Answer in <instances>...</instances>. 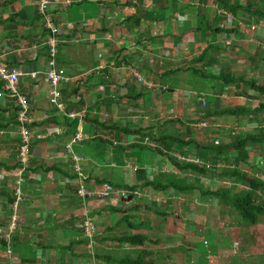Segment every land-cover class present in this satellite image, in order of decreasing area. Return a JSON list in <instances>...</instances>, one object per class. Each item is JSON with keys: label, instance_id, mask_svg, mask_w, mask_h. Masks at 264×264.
<instances>
[{"label": "crops", "instance_id": "1", "mask_svg": "<svg viewBox=\"0 0 264 264\" xmlns=\"http://www.w3.org/2000/svg\"><path fill=\"white\" fill-rule=\"evenodd\" d=\"M49 2L47 17L58 27V66L72 78L62 87L65 112L49 103L44 45L48 30L37 12L39 0H0V64L20 72L19 95L25 97L34 121L29 127L30 172L18 208L21 223L11 244H0V251L12 248L17 264H108L102 257L113 258L118 239L138 235L155 242L158 264H232L235 259L244 263L264 258L263 225H256L262 229L258 232L228 204L211 212L204 205L209 198L179 190L195 186L198 178L202 191L226 188L232 181L221 175L225 168L264 179V161L256 159L255 166V160L251 164L238 152L227 158L218 150L228 144L197 142L194 124H189L195 123L197 112L215 122L233 118L218 116L219 110L257 107L259 98L254 92L246 95L241 82L240 87L225 86L213 77H242L248 70L254 74L255 59L243 70L233 54L248 40L244 31L264 39V18L224 15L211 0ZM201 56L203 61L196 62ZM83 75L85 79H78ZM75 95L79 100L74 101ZM16 110V99L4 92L0 81L1 230L8 223L17 176ZM258 114L246 116L251 130L259 127ZM183 119L190 126L180 130L173 120L183 125ZM222 131L206 127L200 135ZM76 136L80 139L72 144ZM73 158L80 162L86 190L111 186L132 189L137 197H78ZM192 160L203 162L215 175L183 170L194 165ZM218 214L224 216L225 229L215 223ZM85 224L93 227L91 238L85 236ZM236 243L239 251L233 249ZM119 247L126 252L123 258H132L138 250Z\"/></svg>", "mask_w": 264, "mask_h": 264}, {"label": "trees", "instance_id": "2", "mask_svg": "<svg viewBox=\"0 0 264 264\" xmlns=\"http://www.w3.org/2000/svg\"><path fill=\"white\" fill-rule=\"evenodd\" d=\"M215 6H217L220 10L237 17L238 14L244 13L248 14L252 17L264 18V0H246L244 3H240V0H211ZM205 56H201L196 59V62H202ZM202 78H210V76L200 75ZM215 82H221V84L225 86L230 85H237L240 87V83L244 86L247 90L246 95L248 92H254L256 97L260 99L257 107L255 109H246L244 107H234L228 108L224 110H219L217 115L220 117H233L237 118L240 116H248L250 112H258L259 114L264 113V85L257 84L255 81H247L244 76L242 77H231L225 76L224 74H220L219 76L213 77ZM76 94V93H74ZM74 99L78 96H73ZM261 97V98H260ZM66 100V99H65ZM249 119V118H248ZM263 121V120H262ZM262 124V123H261ZM235 141L224 146L223 148L219 149L218 152H222L226 155L227 158L233 152H238L241 155H244L246 151V147L251 144H264V133L262 128L259 129V134L251 135V134H244L240 137L234 139ZM24 174L30 172V167H23ZM183 170L190 169L194 172L209 176L215 175L214 171H210L207 168H201L196 165H187L183 167ZM214 173V174H213ZM221 175L224 176L226 179L231 180L229 182L231 184L230 187L226 188H219L215 192L211 191H202L200 186H193V187H179L180 191L185 190H192L195 193H199V196H202L204 199L210 200L212 202L214 199H218L221 204H228L237 214V216L242 220L243 223L248 224L250 226L258 225V221L260 218H264V182L259 179V177L241 172L237 169H230L225 168L222 170ZM238 185V186H237ZM232 187V188H231ZM105 189H109V191H119L125 190L121 188H115L108 186ZM134 189V188H133ZM125 191H128L127 189ZM132 191V189H131ZM191 192V193H192ZM111 198L117 197L116 194L110 195ZM206 197V198H205ZM109 198V199H111ZM101 200V199H100ZM107 200V199H102ZM99 201V200H98ZM150 239L142 237V236H129L123 237L118 239V244L123 245L127 248L136 247V248H148V242ZM151 241V240H150ZM5 245V244H3ZM142 250V251H143ZM126 253V252H124ZM143 254H147L143 252ZM102 259L108 264H141L142 262L139 261L137 258H123L119 259L116 262H113L115 259H109L107 257H102ZM103 261V262H104Z\"/></svg>", "mask_w": 264, "mask_h": 264}, {"label": "rangeland", "instance_id": "3", "mask_svg": "<svg viewBox=\"0 0 264 264\" xmlns=\"http://www.w3.org/2000/svg\"><path fill=\"white\" fill-rule=\"evenodd\" d=\"M162 13H165V12L162 11ZM261 25H263L262 22L259 24V28L260 29H262ZM205 28H206V26L204 25L203 29H205ZM261 34H263L262 37H264V32H261ZM244 35L248 36L247 37L248 40H244V41H242V43H240V46H241L240 52H235L233 54V56L236 57L237 60H239V62H242L243 70L246 67H248V66L250 68L249 59H251V58H253V60L255 59L256 62L258 63L259 69L257 67V69L254 70V74L253 75H250L251 72L249 70L244 72V73H242V75L245 77V79L246 78L247 79H249V78L255 79L257 84H264V42L260 41L259 39H261V38L258 39V37L255 36V32H253V31L252 32H245L244 31ZM261 40H264V39H261ZM249 56H251V57H249ZM241 58H242V60H241ZM62 87H63V85L61 86V91H62ZM74 101H76V99H74ZM259 101H260V99H259ZM27 113L29 115V112H27ZM17 115H18V112L16 114V122H17V125H18V141H19V143H18V147H17V174H16L17 176H16L15 180L19 181L21 186H24L25 177H26L27 174H24L23 168L21 166L27 167V169L30 167V161H31V154H30L31 136H30V133H29V127L32 125V123L34 121L31 118V116L29 115V117L31 118V120H30L31 123L25 125V128L27 129L28 134H29V140H28L27 143H22L21 138H20V130H21L22 126L17 120ZM197 115L198 116L195 119V123H189V124H194V130H195V133H196V139L195 140L197 142L203 141L204 144L211 143L213 145L216 142H218L219 144L222 143L223 145L230 144V143L235 141L234 138L241 136L239 133H241V134L243 133V135L244 134L256 135V134H259V129L260 128H262V131L264 133V118H263V114H258V115H260L259 119H258L259 127H258V129H255V130H251L250 129V124H249L248 119H247L246 116H245L246 118L244 116H240V117H238V119L237 118H232V119H227V118H222L221 119V118H219V121L216 120L215 122H208V120H207L208 118L205 117L204 112H200V115H199V112H197ZM262 118H263V121L260 122L262 120ZM173 121L176 123L175 124L176 127L178 129H180V130H183L185 128V126H190L189 124H187L188 122L186 120H184V119H183V121H185L186 124H183V125H178V121H176V120H173ZM206 127H210L212 129H214V128L215 129H220V130L223 129V131H222L221 134H219V132H218L217 133L218 135H207V134L200 135L202 132H204ZM229 127L232 128L233 131H231ZM244 132H246V133H244ZM141 133L139 134L140 137L142 135ZM200 136H202V139H201ZM175 137H176V134H174V138ZM76 142L77 141L74 142V140H73L72 144L73 143L75 144ZM22 145H26L28 147V150H29L28 161L27 162H22L20 160V148H21ZM246 149L248 151L245 152L244 156L248 157L247 158L248 162L252 161L251 164H253V162L255 160V166H257L258 163H257L256 159H259L258 162L264 161V144H259V143L258 144H251V145H248L246 147ZM23 152H24V150H23ZM177 160L179 162H182L183 161V157H179V158H177ZM248 164H250V163H248ZM77 165L80 166V162H76L75 160H72L71 169L72 170L74 169V171L76 173L79 172V168L77 167ZM199 175H201V174H199ZM203 176H205V175H203ZM205 177H208V176H205ZM259 179H261L264 182L263 178H259ZM199 180H201V179L198 178V180L195 182V186H202L201 182ZM203 182L205 183L206 186L208 185L207 181L204 180ZM208 186H210V184ZM230 186L231 185H228V187H230ZM77 191H78V183H77V187H76V195H77ZM128 192H129V195H127L126 198H128L129 196L134 197L135 195L138 194L136 191H133V190L132 191H128ZM13 194H14V187L11 190V195H10L11 196V202H12V199H13V196H14ZM21 194H22V198L23 199L19 203V205L24 200L23 187H22V190H21ZM135 197H137V196H135ZM200 198H202V197L200 196ZM86 199H88V198H86ZM89 199H92V198H89ZM196 201L198 202V204H200V201L198 199H196ZM204 205H206V207L209 208V211H211V212L212 211L213 212H218V211H222V210L225 209V207L220 202L218 203L216 201L207 202ZM205 210H207V209H205ZM9 212L12 214L11 210H9ZM217 216H220L219 219H217L218 218ZM215 220H216L215 223L219 222L220 226H222L224 224V222H225L224 221V216L223 215H219V214L216 215ZM258 224H261V225L264 226V219L260 218L259 221H258ZM84 229L85 230L88 229L86 231V235L85 236H87V238H91L93 236V233H92L93 232V227H92V225H89L87 227V224H85L84 225ZM222 229H225L224 226H222ZM256 230L258 232H261L262 229H260V227L256 226ZM220 234H221V232H220ZM14 235L12 236V238L14 237ZM2 236H3V231L0 229V239L2 238ZM125 237H129V236H125ZM233 239H234V236L229 238V241L232 242ZM116 242H117L115 244L116 247L114 249L115 253L111 254L113 256V258L115 259L113 262H116L119 259H123V257L125 256L124 252H122L120 247H119L118 240ZM0 244H2V243L0 242ZM148 245L150 247L145 248V250H143V251L139 250L141 248L128 246L129 248H132V249H138V250H134L135 252L133 253L132 259L133 258H137L139 261L142 262L141 264H158L157 261H156L157 252H156L155 242L149 240ZM233 249H235L236 251H239L240 250L239 244H237V243L234 244ZM143 252H146L147 254L144 255ZM125 258L129 259L128 257H125ZM98 262H100L99 259H98ZM0 263L1 264H17L16 259L14 258V252H13L12 248L4 247L3 250L1 248V251H0ZM91 264H93V263H91ZM100 264H102V263H100ZM113 264H116V263H113ZM227 264H229V261H227ZM232 264H264V258L258 259V261H252L251 259H249L247 262L244 261V263H242L241 261H238L237 259H235Z\"/></svg>", "mask_w": 264, "mask_h": 264}, {"label": "built area", "instance_id": "4", "mask_svg": "<svg viewBox=\"0 0 264 264\" xmlns=\"http://www.w3.org/2000/svg\"><path fill=\"white\" fill-rule=\"evenodd\" d=\"M67 5H70V2H67ZM49 6H50L49 0H39L37 6V12L40 16L45 18L46 29L48 30V35L44 44L48 49L45 79L49 84L48 94H49L50 105L56 108V110L65 112L66 108L62 102L63 96H62L61 86L72 83V78L69 77L66 74V72L58 66L57 54H58V45H60V42L57 38L58 27L56 26L55 23L52 22L51 19H48L47 17ZM131 72L133 77H136L141 83H143L140 80V77L136 71H131ZM20 77H21L20 72L16 70L8 71L3 65L0 64V81L3 83L4 92L8 93L10 97L16 99V104H17L16 112H18L17 120L22 126L20 130V138L22 143H27L29 140V134L27 129L25 128V125L31 123L30 121L31 118L27 113L29 112V108L25 97L19 95L18 85H19ZM30 77L32 79H35L37 77V74L35 73L31 74ZM85 78L86 75H83L78 79L81 80ZM75 99L79 100V98H75ZM67 116L69 118L76 117V115H72V114H67ZM79 139H80L79 136H76L74 142L78 141ZM28 153H29L28 147L26 145H22L20 148V160L22 162L28 161ZM192 162L199 166H203V163L202 162L200 163L197 160H194ZM78 175L81 176L80 174ZM77 183H78L77 195L82 199H86V198H92L94 200L109 199L111 198L110 195H114V194H116L117 197L124 199L127 197V195H129V192L125 190H119L114 192L109 191V189H103L100 191L86 190L84 187V180L82 177L77 181ZM13 187H14V194H13L14 196L9 206V210L12 211V214L10 213L8 217V223L6 227H4V229L2 230L3 236L0 239V242L6 245L11 244L12 236L17 233L21 222L18 208H19V203L23 199L21 194V190L23 186L20 185L19 181H15Z\"/></svg>", "mask_w": 264, "mask_h": 264}, {"label": "clouds", "instance_id": "5", "mask_svg": "<svg viewBox=\"0 0 264 264\" xmlns=\"http://www.w3.org/2000/svg\"><path fill=\"white\" fill-rule=\"evenodd\" d=\"M215 8H216V10H218L220 13H222V14H224V15H226V14H228V13H226V12H224V11H222V10H220L217 6H215ZM224 12V13H223ZM108 116H106V118H107ZM72 160H75L76 162H78L75 158H73ZM192 161H194V160H192ZM191 161V163H193ZM203 163V162H202ZM194 165H196V166H198V167H201V168H206L205 167V165H204V163H203V166H199V165H197V164H194ZM77 167L79 168V173H76L75 171H74V169L72 170L73 171V173L76 175V177H77V181L82 177L83 178V180H84V184L86 183L85 181H86V178L83 176V170H81V167L80 166H78L77 165ZM208 169V168H207ZM78 174H80L81 176H79ZM228 185H231L230 183H227L226 184V186L228 187ZM97 191V190H96ZM125 199V198H124ZM20 216V215H19ZM21 223V222H20ZM13 239V238H12ZM11 242H12V240H11ZM3 244V243H2Z\"/></svg>", "mask_w": 264, "mask_h": 264}, {"label": "bare ground", "instance_id": "6", "mask_svg": "<svg viewBox=\"0 0 264 264\" xmlns=\"http://www.w3.org/2000/svg\"><path fill=\"white\" fill-rule=\"evenodd\" d=\"M171 163V162H170ZM216 164V163H215Z\"/></svg>", "mask_w": 264, "mask_h": 264}]
</instances>
